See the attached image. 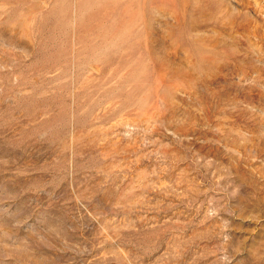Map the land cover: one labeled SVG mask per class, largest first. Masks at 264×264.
Returning a JSON list of instances; mask_svg holds the SVG:
<instances>
[{
  "label": "rangeland",
  "instance_id": "1",
  "mask_svg": "<svg viewBox=\"0 0 264 264\" xmlns=\"http://www.w3.org/2000/svg\"><path fill=\"white\" fill-rule=\"evenodd\" d=\"M0 264H264V0H0Z\"/></svg>",
  "mask_w": 264,
  "mask_h": 264
}]
</instances>
